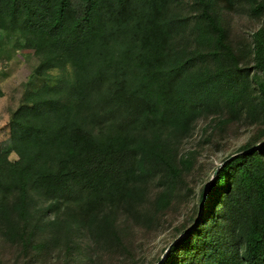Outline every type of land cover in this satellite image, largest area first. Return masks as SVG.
Instances as JSON below:
<instances>
[{
  "label": "trees",
  "instance_id": "obj_1",
  "mask_svg": "<svg viewBox=\"0 0 264 264\" xmlns=\"http://www.w3.org/2000/svg\"><path fill=\"white\" fill-rule=\"evenodd\" d=\"M176 1L0 0V64L28 48L39 57L36 73H61L28 92L10 118V147L0 150V238L32 243L34 197L52 224L63 210L69 225L93 224L103 207L132 202L151 165L176 178L189 160L175 164L174 139L211 106L242 114L251 76L259 136L223 161L198 224L169 245L167 261L184 250L199 264H264V27L252 37V68L240 67L214 11L232 0H197L192 46L180 50L183 22L169 14ZM250 2L252 14L264 11V3ZM207 219L221 227L216 238L202 237ZM199 242L202 251L193 254Z\"/></svg>",
  "mask_w": 264,
  "mask_h": 264
},
{
  "label": "rangeland",
  "instance_id": "obj_2",
  "mask_svg": "<svg viewBox=\"0 0 264 264\" xmlns=\"http://www.w3.org/2000/svg\"><path fill=\"white\" fill-rule=\"evenodd\" d=\"M251 2L218 1L214 10L240 53V67L249 68L254 63L253 34L264 27V11L252 14ZM201 9L197 0H177L171 6L169 14L183 22L176 35L180 50L190 51L189 31L196 26ZM1 35L8 42L5 34ZM38 62L32 49L21 48L0 64V150L10 147L9 121L26 94L45 83H54L61 75L58 70L36 73ZM206 64L212 68L213 61L208 59ZM246 80L242 114L231 115L230 110L222 109L223 104L211 106L193 121L186 135L174 139L175 164L181 156L189 160L176 178H170L162 165H151L149 174L138 183L139 192L132 202L103 207L93 224L72 221L69 225L65 210L60 212L58 224H52V215L39 211L41 200L34 197L33 206L37 208L29 215V228H34L35 238L28 246L13 240L14 235L0 238V264H176L180 259L183 264H199L197 255L184 257V250L172 255L169 263L168 247L198 218L216 168L259 136L255 134L261 127L258 92L251 76ZM219 112L224 113L222 118L214 120ZM16 158L14 152L9 154L10 160ZM220 231V225L207 219L201 232L204 238H216ZM202 246L199 242L193 254L201 252Z\"/></svg>",
  "mask_w": 264,
  "mask_h": 264
},
{
  "label": "water",
  "instance_id": "obj_3",
  "mask_svg": "<svg viewBox=\"0 0 264 264\" xmlns=\"http://www.w3.org/2000/svg\"><path fill=\"white\" fill-rule=\"evenodd\" d=\"M227 160V159H226ZM225 160V161H226ZM224 161V162H225ZM224 162H222L217 168H216V170L214 171V175L217 173V171H218V169L221 167V165L224 163ZM199 219H200V217L198 216V218L196 219V221H195V223L188 229V231H187V233H190L191 231H192V229L198 224V222H199ZM181 237V236H180ZM171 246V245H170Z\"/></svg>",
  "mask_w": 264,
  "mask_h": 264
}]
</instances>
